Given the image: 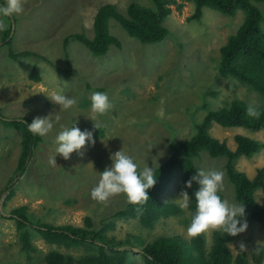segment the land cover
<instances>
[{"label": "rangeland", "instance_id": "374dc122", "mask_svg": "<svg viewBox=\"0 0 264 264\" xmlns=\"http://www.w3.org/2000/svg\"><path fill=\"white\" fill-rule=\"evenodd\" d=\"M129 1L23 0L24 11L18 15L19 20L11 18L16 33L10 48L14 52L32 51L41 57L25 55L10 61L8 46L0 43V111L8 119L27 116L32 121L50 115L54 127L42 137L27 171L18 180L16 195L4 206L7 194L4 186L19 155L20 132L0 123V264L27 263L20 251L14 220L10 219L14 207L27 205L32 217L53 225H82L83 218L90 216L96 228L101 219L122 209L127 201L124 194L111 196L106 202L94 201L90 196L98 184L100 172L111 167L113 153L122 149L133 158L138 170L147 166L151 168L166 158L170 139L189 137L194 131L193 119H201L208 109L227 107L235 98L264 106V97L257 91L218 73L219 48L241 24L243 12L238 10L229 15L203 7L200 19L187 21L194 10L193 2H184L181 11L173 7L169 19L165 20L169 32L158 43L139 42L113 19L109 20V31L119 39L122 48L110 46L105 55L93 56L83 44L69 42L67 49L74 75L69 79L61 77L50 62L66 65L62 46L64 37L74 32L92 37L93 16L100 5L113 3L123 12ZM134 1L151 5L149 0ZM258 6L264 18V2ZM262 28L264 31V19ZM34 65L41 75L40 82L28 77ZM94 92L107 93L113 104L104 115L94 114L91 110ZM52 94L75 98L77 103L70 109L61 110L47 96ZM85 100L89 106L81 107ZM161 109L163 118L157 115ZM57 116L59 121H56ZM93 116L94 122L90 118ZM74 124L81 131H90L95 144L86 141L83 156L73 152L70 159L65 160L56 154L54 140L62 126L71 128ZM95 124L105 127L102 138L95 137ZM210 134L220 140L226 139L229 145L234 144L235 134L264 141V129L223 128L213 123ZM54 156L55 166L49 162ZM223 162V159L210 157L206 152L196 158L199 170L206 173H224ZM237 165L247 174H253L255 168L264 165V149L252 157H241ZM228 183L224 173V188L220 191L223 200H227L230 206L240 205ZM172 185L168 197L176 201L185 190L179 180L174 179ZM256 198L264 204V187L256 191ZM189 216V209L182 210L178 217L163 219L152 229L143 227L137 219L118 220L115 229L108 234L122 239L132 233L146 241L168 232L185 235L191 222ZM210 234L203 235L208 240ZM259 243L264 244V223H252L231 248L243 245L249 250ZM34 244L40 255L51 248L40 238H35ZM80 252L79 248L70 250L73 254ZM131 260L132 264H142L139 253L133 254Z\"/></svg>", "mask_w": 264, "mask_h": 264}, {"label": "trees", "instance_id": "16d2710c", "mask_svg": "<svg viewBox=\"0 0 264 264\" xmlns=\"http://www.w3.org/2000/svg\"><path fill=\"white\" fill-rule=\"evenodd\" d=\"M149 1L151 5L149 2L143 4L130 0L123 12L113 3L100 5L93 16L92 37L82 32L66 35L62 45L66 65L63 67L49 61L53 69L66 79L74 75L67 49L71 41L83 44L93 56L105 55L110 46L122 48L119 39L109 31L110 19L119 23L129 36L136 38L139 42L158 43L169 32L165 26L167 23L165 20L172 13L173 7L176 11H181L184 2H193L194 10L186 18L187 21L200 19L203 7H210L229 15H234L238 10L243 12L241 24L228 35L225 43L219 48L218 73L222 77H232L264 97V31L262 28L264 18L258 6V3H263L264 0ZM1 3H3L2 0ZM11 18L15 21L19 20L18 15L10 17V22L8 18L5 21L9 22L7 30L0 32V43L2 46H8L9 60H17L25 55L41 57L32 51L14 52L10 48L9 44L16 33ZM28 77L34 82H40L42 79L35 65L31 67ZM99 90L103 88L99 87ZM210 93L214 95L215 91ZM250 104L259 110V119L246 114ZM80 106L88 107L89 103L85 100ZM203 106L206 107L207 104L204 103ZM31 122L32 120L27 116L5 118L0 111V123L6 128L20 132L19 155L12 175L4 186V192H7L4 206L16 195L19 178L27 171L30 159L42 141L41 136L33 135L28 131L27 125ZM213 123L223 128L243 127L260 131L264 129V106L235 98L229 106L208 109L201 119H193V133L185 139H170L169 153L165 156L166 158L152 167L157 182L148 189V201L143 205H134L126 201L122 209L115 210L112 214L110 213V216L108 214L109 217L101 219V223L96 228L93 227L94 223L90 216L83 218L82 225L70 223L53 225L32 217L27 205L14 207L10 211V219L14 220L20 251L25 256L26 264H132L131 257L136 253L140 254L142 264H261L264 259V244L253 245L249 250L242 246L231 248L241 233L231 236L221 231H211L208 240L203 234L189 240L182 233L168 232L154 236L150 241L132 233H127L122 239L108 234L115 229L118 220L137 219L143 227L152 229L163 219L181 215L182 210L177 202L168 197L172 192L174 179L179 180L182 188L189 193L190 216L188 219L191 221V216L195 213L194 193L198 185L193 182L192 188H187L186 182L199 170L196 158L203 152L210 157L224 160L222 167L229 182L228 185L233 191L235 200L245 206L247 224L264 223V204L256 198V191L264 187V165L255 168L251 175L237 165L241 157L249 158L260 153L264 149V141L252 139L244 134H235L234 144L229 145L226 139L220 140L210 134ZM97 126L95 137L102 138L105 127ZM218 194L223 200V193ZM35 238L42 239L51 248L40 255V250L34 244ZM133 247H138L140 251H134ZM76 248H79L81 252L70 253V250Z\"/></svg>", "mask_w": 264, "mask_h": 264}, {"label": "clouds", "instance_id": "9594fccd", "mask_svg": "<svg viewBox=\"0 0 264 264\" xmlns=\"http://www.w3.org/2000/svg\"><path fill=\"white\" fill-rule=\"evenodd\" d=\"M2 1L3 3L0 0V17L10 18L23 13V0ZM7 27L5 20L0 18V32L6 31ZM47 96L58 104L61 110L70 109L77 103L75 98H69L62 94ZM112 108L113 104L110 102L107 93L94 92L91 95V110L94 114L104 115ZM246 114L256 119L260 117L259 110L251 104L248 105ZM157 115L163 118V110H159ZM90 118L93 121L95 119L94 116ZM56 121H59L58 116ZM27 127L33 135L43 137L53 129L54 121L50 115L36 117ZM95 127L98 128L96 124ZM86 141L95 144L90 131H81L75 124L71 128L62 126V130L55 136L54 140L57 144L56 154H60L65 160L70 159L73 152L83 156L82 149L85 148ZM55 156L49 161L53 166L57 164ZM110 158L112 165L100 172L98 184L91 190V198L97 202H106L111 196L124 194L131 204H145L149 199L148 189L157 182L153 168L147 166L138 170V165L133 158L122 149L113 153ZM193 182L198 187L194 193L196 199L195 213L191 216V222L185 232L187 239L191 240L201 234H209L211 231H221L223 234L236 236L247 229L244 204L230 206L228 201L222 200L218 194L224 188V173L222 171L206 173L202 169L197 170L186 182V187L192 188ZM176 201L181 210L187 211L189 193L182 190Z\"/></svg>", "mask_w": 264, "mask_h": 264}, {"label": "water", "instance_id": "95a60500", "mask_svg": "<svg viewBox=\"0 0 264 264\" xmlns=\"http://www.w3.org/2000/svg\"><path fill=\"white\" fill-rule=\"evenodd\" d=\"M132 249H133L134 251H140L139 248H137V247H133Z\"/></svg>", "mask_w": 264, "mask_h": 264}]
</instances>
